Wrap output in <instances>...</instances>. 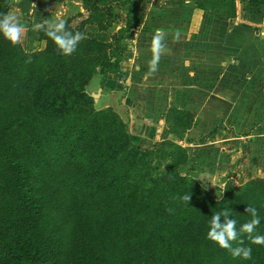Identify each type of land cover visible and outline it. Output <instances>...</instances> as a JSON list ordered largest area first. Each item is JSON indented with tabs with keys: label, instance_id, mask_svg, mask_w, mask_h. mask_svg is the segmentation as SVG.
<instances>
[{
	"label": "trees",
	"instance_id": "1",
	"mask_svg": "<svg viewBox=\"0 0 264 264\" xmlns=\"http://www.w3.org/2000/svg\"><path fill=\"white\" fill-rule=\"evenodd\" d=\"M124 1L127 26L113 40L114 54L110 44L84 38L63 56L43 30L45 48L34 53L0 36V264H264V245L247 234V261L206 238L212 214L229 209L239 229L251 219L248 206L261 218L254 234L264 235V178L228 182L217 201L180 173L185 149L163 142L143 151L121 117L99 109L87 90L98 69L106 79L122 68L135 0H81L87 18L76 28L65 23L73 33L86 25L107 30ZM12 2L0 0V14ZM166 122L182 141L194 116L170 110ZM166 147L172 152L164 155ZM160 155L169 159L162 172L154 165Z\"/></svg>",
	"mask_w": 264,
	"mask_h": 264
},
{
	"label": "crops",
	"instance_id": "2",
	"mask_svg": "<svg viewBox=\"0 0 264 264\" xmlns=\"http://www.w3.org/2000/svg\"><path fill=\"white\" fill-rule=\"evenodd\" d=\"M262 2L252 8L240 0H135L122 68L106 79L98 69L87 86L90 93L100 92L99 109L121 117L135 146L153 151L171 142L185 149L187 163L180 170L217 201L228 182L242 187L264 178ZM12 6L26 25L20 43L27 53L45 48L36 23L76 11L70 20L76 28L87 18L81 0H13ZM129 10L124 1L107 30L86 25L84 37L111 44L126 28ZM170 110L194 116L182 141L166 122Z\"/></svg>",
	"mask_w": 264,
	"mask_h": 264
},
{
	"label": "clouds",
	"instance_id": "3",
	"mask_svg": "<svg viewBox=\"0 0 264 264\" xmlns=\"http://www.w3.org/2000/svg\"><path fill=\"white\" fill-rule=\"evenodd\" d=\"M25 27L26 25L20 23L13 13L0 14V36L12 45L21 42ZM34 28L36 30H43L46 36L55 43L61 55L66 57L71 56L77 50L79 42L85 38L83 33L68 31L65 21L59 17L49 19L47 23H36ZM159 39L160 37H157V42ZM190 198L191 195H184L182 197L188 203ZM246 213L251 216V219L242 224L239 229L236 227L237 221L229 219V216H231L229 209H222L212 214L206 237L220 248L228 250L234 259L240 258L245 261L251 260L252 248L243 246L244 240L242 234H247V238L253 244L264 245V235L254 234L261 223L257 209L253 206H248ZM221 217L224 218L223 222H221ZM233 242H236L238 246L233 247Z\"/></svg>",
	"mask_w": 264,
	"mask_h": 264
},
{
	"label": "rangeland",
	"instance_id": "4",
	"mask_svg": "<svg viewBox=\"0 0 264 264\" xmlns=\"http://www.w3.org/2000/svg\"><path fill=\"white\" fill-rule=\"evenodd\" d=\"M9 13H13V6H11V10H10ZM23 13H24L23 16H25V17H26V20L28 21V18L31 17V15H30L29 13H26L25 11H23ZM75 13H76V11H68V13H67L66 15H64L63 17H61V19H63V20L65 21V23H66L67 21H70V20H72V19L75 17ZM31 19H32V17H31ZM50 19H55V15H51ZM31 21H32V20H31ZM31 21H30V22H31ZM45 23H47V21H46ZM76 23H78V22H76ZM79 23H80V22H79ZM79 23H78V24H79ZM123 45L126 46L127 43L124 42ZM110 46H111L112 48L110 49L109 54H114V53H115V46H116L115 42L113 41V42L110 44ZM120 54H121V53H120ZM92 94H93V93H92ZM160 146H161V145H160ZM160 146H158V148H159ZM158 148H157V149H158ZM170 152H172V149H171L170 147H166V148H163V149H162V154H164V155H166V153H170ZM160 156H161V155H160ZM161 158H163V157L161 156ZM161 158L158 159V158L156 157V158H155V161H154V165L158 167V169L160 170V172H162V171L164 170L166 164L169 162V159H167V158L164 157V158L161 160ZM159 160H160V161H159ZM182 170H183V169H182ZM180 173H181L182 175H184V170L181 171Z\"/></svg>",
	"mask_w": 264,
	"mask_h": 264
},
{
	"label": "water",
	"instance_id": "5",
	"mask_svg": "<svg viewBox=\"0 0 264 264\" xmlns=\"http://www.w3.org/2000/svg\"><path fill=\"white\" fill-rule=\"evenodd\" d=\"M91 96L93 97L95 103H97L98 98H99V96H100V92H99L98 94H91Z\"/></svg>",
	"mask_w": 264,
	"mask_h": 264
}]
</instances>
